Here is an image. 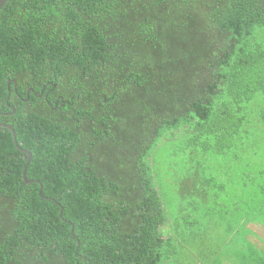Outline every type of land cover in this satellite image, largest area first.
Here are the masks:
<instances>
[{"label":"trees","instance_id":"16d2710c","mask_svg":"<svg viewBox=\"0 0 264 264\" xmlns=\"http://www.w3.org/2000/svg\"><path fill=\"white\" fill-rule=\"evenodd\" d=\"M263 33L264 0L8 1L0 125L32 159L0 128V264H217L242 220L249 263Z\"/></svg>","mask_w":264,"mask_h":264},{"label":"crops","instance_id":"0c3cea01","mask_svg":"<svg viewBox=\"0 0 264 264\" xmlns=\"http://www.w3.org/2000/svg\"><path fill=\"white\" fill-rule=\"evenodd\" d=\"M242 218L240 217V220ZM238 220V219H237ZM247 238L250 239L251 243H253V247L250 250V253L252 252V260L249 261L247 264H256L258 263L257 260H259L260 257H263L264 255V242L263 237H261V234H264V227H262L259 224L252 223L247 226ZM245 224L244 220H242L240 226L236 228L235 232H221L220 236L227 237L229 236L233 240L236 239L237 246H222V248L219 250L218 248H207V252L210 256L213 254L217 255L215 259L211 260L212 262H218L217 264H246L245 258V246L243 244V239L245 238ZM261 237V238H260ZM240 239V245L238 246ZM222 243V242H221ZM229 244V243H228ZM204 250V251H203ZM219 250V251H218ZM206 249H200L197 251H194V257H197L200 254L205 253ZM255 254L258 255L255 256Z\"/></svg>","mask_w":264,"mask_h":264},{"label":"water","instance_id":"95a60500","mask_svg":"<svg viewBox=\"0 0 264 264\" xmlns=\"http://www.w3.org/2000/svg\"><path fill=\"white\" fill-rule=\"evenodd\" d=\"M10 1V0H0V11L2 10V8L5 6V4ZM0 128H6L8 130H10L13 134V138H14V144L15 146L22 152L24 153L25 155H28L29 157V160H28V164L30 163L31 159H32V155L30 154V152L26 151V150H23L19 147L18 145V141H17V137H16V133L14 131L13 128H11L10 126H7V125H0ZM23 178H24V181L26 184H32L34 183L35 181H29L27 179V166L25 167V170H24V173H23Z\"/></svg>","mask_w":264,"mask_h":264},{"label":"rangeland","instance_id":"374dc122","mask_svg":"<svg viewBox=\"0 0 264 264\" xmlns=\"http://www.w3.org/2000/svg\"><path fill=\"white\" fill-rule=\"evenodd\" d=\"M262 33V32H261ZM264 34V33H263ZM163 197H164V200H165V202H166V204L171 208V211H173V207H174V205H175V201H174V195H173V193H172V191L170 190V189H167L165 192H164V194H163ZM208 220H206V222H207ZM261 237H263V239H261V240H264V234H261ZM260 237V238H261ZM211 244V243H210ZM213 244V243H212ZM214 248H215V246H214ZM192 254L194 255L195 253L194 252H192ZM192 258H193V256H191Z\"/></svg>","mask_w":264,"mask_h":264}]
</instances>
